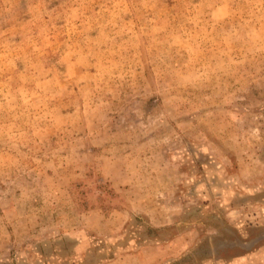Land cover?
I'll return each instance as SVG.
<instances>
[{"label": "rangeland", "instance_id": "rangeland-1", "mask_svg": "<svg viewBox=\"0 0 264 264\" xmlns=\"http://www.w3.org/2000/svg\"><path fill=\"white\" fill-rule=\"evenodd\" d=\"M0 264H264V0H0Z\"/></svg>", "mask_w": 264, "mask_h": 264}]
</instances>
